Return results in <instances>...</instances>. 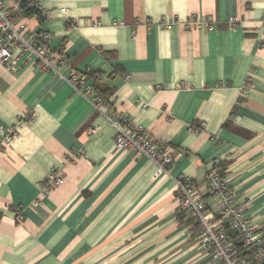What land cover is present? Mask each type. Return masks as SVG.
<instances>
[{"label":"crops","instance_id":"crops-1","mask_svg":"<svg viewBox=\"0 0 264 264\" xmlns=\"http://www.w3.org/2000/svg\"><path fill=\"white\" fill-rule=\"evenodd\" d=\"M37 2L44 21L15 19L49 35L60 74L98 76L96 95L95 85L177 162L159 175L117 149L116 129L34 58L0 65V129L20 125L0 151V264H221L180 220L175 195L177 177L202 186L217 158L264 237V0ZM192 18L216 28L187 29ZM52 171L63 183L44 196Z\"/></svg>","mask_w":264,"mask_h":264},{"label":"built area","instance_id":"built-area-1","mask_svg":"<svg viewBox=\"0 0 264 264\" xmlns=\"http://www.w3.org/2000/svg\"><path fill=\"white\" fill-rule=\"evenodd\" d=\"M21 3L22 0H13L11 3L0 0V65L15 71L16 62L20 58H34L42 71L59 75L76 93L87 99L96 112L104 116L107 124L116 129L117 149L148 159L156 165L159 175H167L177 162L173 150L153 141L142 127L131 122L124 114L117 113L110 103L98 97L93 85L88 82L89 73L62 76L48 48L49 35L40 34L27 24L16 21L15 14ZM36 7L40 9L38 2ZM196 24L214 31L217 23L212 18H192L185 26L188 29ZM227 26L238 28V20L230 17ZM250 87L251 78L247 79L243 95ZM27 121L31 122L32 118ZM19 126L17 124L8 129H0V151H4L18 134ZM203 128L202 124H197L191 130L199 133ZM225 163L222 158L215 159L202 186H197L187 177L175 179L178 213L189 222L197 244L208 252L213 261L221 264H251L240 258L235 242L238 241L239 245L252 253V262L264 264V237L251 225L245 214V206L238 204L235 192L226 179ZM62 183L63 176L52 171L41 187L42 194L47 195ZM206 198L208 201L214 199L215 204L209 205ZM15 215L18 223L23 222L20 209L16 210Z\"/></svg>","mask_w":264,"mask_h":264},{"label":"trees","instance_id":"trees-1","mask_svg":"<svg viewBox=\"0 0 264 264\" xmlns=\"http://www.w3.org/2000/svg\"><path fill=\"white\" fill-rule=\"evenodd\" d=\"M36 2H37V0H22V3L20 5V8H19L18 12L21 15H23L25 18H30L32 16H36L37 19L41 22V21L45 20V16L41 12V10L38 7H36ZM87 77L89 79L90 77L94 78V77H98V76H96L95 74L89 73V75ZM95 86H96L97 96L102 98L106 102H108V99L100 91V88L97 85H95ZM179 217H180L181 221H185V219H184V217L182 215H179ZM0 218H1V215H0ZM185 222L189 224V222H187V221H185ZM225 228L227 229L228 227L225 226ZM235 242H236V245L238 246L240 258L242 260L248 262V263L257 264V263L252 262V253L249 250L244 249L242 245H239L238 241H235Z\"/></svg>","mask_w":264,"mask_h":264}]
</instances>
